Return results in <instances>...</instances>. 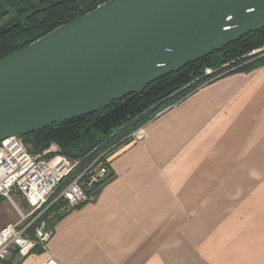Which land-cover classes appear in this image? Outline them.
<instances>
[{"label":"crops","instance_id":"0c3cea01","mask_svg":"<svg viewBox=\"0 0 264 264\" xmlns=\"http://www.w3.org/2000/svg\"><path fill=\"white\" fill-rule=\"evenodd\" d=\"M145 132L96 200L54 224L58 263L264 264V65L205 83Z\"/></svg>","mask_w":264,"mask_h":264},{"label":"water","instance_id":"95a60500","mask_svg":"<svg viewBox=\"0 0 264 264\" xmlns=\"http://www.w3.org/2000/svg\"><path fill=\"white\" fill-rule=\"evenodd\" d=\"M264 28V0H112L0 61V142L93 115Z\"/></svg>","mask_w":264,"mask_h":264},{"label":"trees","instance_id":"16d2710c","mask_svg":"<svg viewBox=\"0 0 264 264\" xmlns=\"http://www.w3.org/2000/svg\"><path fill=\"white\" fill-rule=\"evenodd\" d=\"M109 1L112 0H0V61ZM263 45L264 28L154 82L142 93H133L93 115L41 129L22 139L32 155H42L56 145L62 155L78 161L67 184L104 149L150 121L152 109L185 98L219 74L251 72L262 67L264 57L254 60L248 54ZM207 69L217 71L207 76ZM14 257L16 252L0 264H15Z\"/></svg>","mask_w":264,"mask_h":264},{"label":"built area","instance_id":"2783aa9c","mask_svg":"<svg viewBox=\"0 0 264 264\" xmlns=\"http://www.w3.org/2000/svg\"><path fill=\"white\" fill-rule=\"evenodd\" d=\"M248 57L254 60L263 58L264 45L253 50ZM208 74L211 75L212 71ZM222 75L224 73L212 80ZM145 127L146 123L104 149L67 184L65 182L77 169L78 161L61 153L47 157L51 154L50 150L42 155H32L22 137L0 142V199L12 201L20 213L17 222L0 230V261L10 258L14 252L24 259L36 250H41L47 255L43 264H59L48 251L56 218L96 200L100 187L110 178L109 164L112 159L124 146L143 142L146 139ZM13 195L21 197L31 211L24 213L17 206Z\"/></svg>","mask_w":264,"mask_h":264},{"label":"rangeland","instance_id":"374dc122","mask_svg":"<svg viewBox=\"0 0 264 264\" xmlns=\"http://www.w3.org/2000/svg\"><path fill=\"white\" fill-rule=\"evenodd\" d=\"M209 71H212L211 75H213V73H215L217 70L207 69L206 72H205L207 76H209V74H208ZM166 107H168V106H166ZM166 107L161 108V109L154 108V109L151 110L150 113L153 114V117H155V115L159 111L165 109ZM124 137H122L121 139H123ZM121 139H119L117 142H119ZM49 150L51 151V154H48L47 157H50L54 153H60V149L56 145H53ZM13 198H14L17 206L24 213H27V212L31 211V208L29 207V205H27V203L21 197H19L18 195H13ZM58 218H60V217L58 216L56 218V220H58ZM19 219H20V213H19L16 205L10 200L0 199V230L2 228H4L5 226L9 225V224H13V223L17 222ZM49 226L52 227V224L49 223Z\"/></svg>","mask_w":264,"mask_h":264}]
</instances>
